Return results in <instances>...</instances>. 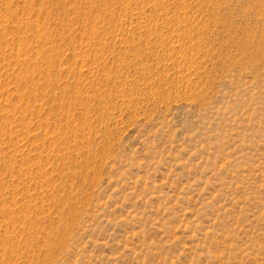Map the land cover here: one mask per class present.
<instances>
[{"label": "rangeland", "instance_id": "374dc122", "mask_svg": "<svg viewBox=\"0 0 264 264\" xmlns=\"http://www.w3.org/2000/svg\"><path fill=\"white\" fill-rule=\"evenodd\" d=\"M0 32V264H264V0H0Z\"/></svg>", "mask_w": 264, "mask_h": 264}, {"label": "bare ground", "instance_id": "6f19581e", "mask_svg": "<svg viewBox=\"0 0 264 264\" xmlns=\"http://www.w3.org/2000/svg\"><path fill=\"white\" fill-rule=\"evenodd\" d=\"M262 1V0H261ZM257 2H258V0H257ZM4 3V2H3ZM259 4V3H258ZM169 6V5H168ZM6 7V6H5ZM187 9V8H186ZM7 13V12H6ZM9 13V12H8ZM2 14V13H1ZM8 18V17H7ZM2 21L1 22H5V20L2 18L1 19ZM191 20V19H190ZM189 22V21H188ZM5 27V26H4ZM171 28V27H170ZM6 30V29H5ZM7 32V31H6ZM173 33V32H172ZM2 45L3 44H1V32H0V50L2 49L3 50V48H2ZM245 48V47H244ZM171 49V48H170ZM260 50V49H259ZM3 53V52H2ZM168 53H170L169 52V50L168 51H166V54H168ZM264 53V52H263ZM0 54H1V52H0ZM5 55V54H4ZM21 57V56H20ZM20 57H18V59H20ZM20 61V60H19ZM1 62V61H0ZM9 66V65H8ZM3 136V135H2ZM2 140V139H1ZM5 142V141H4ZM2 194V193H1ZM3 195V194H2ZM4 196V195H3ZM3 196H1V197H3ZM14 199V198H13ZM5 200V199H4ZM14 202V201H13ZM0 203H1V201H0ZM2 204H3V202H2ZM8 204V203H7ZM14 204V203H13ZM1 205V204H0ZM16 205H18V204H16ZM15 205V206H16ZM2 206V205H1ZM6 206V204L4 205V207ZM9 207H11V205L9 206ZM1 209H4V208H1ZM6 209H7V207H6ZM5 209V210H6ZM11 209V208H10ZM7 211H9V208H8V210ZM21 211V210H20ZM3 212V211H2ZM11 212V211H10ZM16 212V211H15ZM4 213V212H3ZM12 214H13V212H12ZM15 214V213H14ZM3 215V214H2ZM5 215H7V216H11V214L10 215H8L7 213L5 214ZM1 216V215H0ZM12 216H15V215H12ZM17 217H16V219L18 218V215H16ZM1 218V217H0ZM5 218V217H4ZM20 218V217H19ZM27 218V217H26ZM13 219V218H12ZM2 220V219H1ZM8 220V219H7ZM14 220H15V218H14ZM26 220V219H25ZM3 221H4V219H3ZM6 221V220H5ZM8 221H10V220H8ZM16 221H18V220H16ZM15 221V222H16ZM20 221V220H19ZM1 222V221H0ZM23 222V221H22ZM2 223V222H1ZM11 223V222H10ZM20 223V222H19ZM4 224V223H3ZM13 224H14V222H13ZM17 225V224H16ZM4 225H2V227H3ZM9 226L10 225H8V227L7 228H9ZM15 225H13V227H14ZM0 227H1V224H0ZM1 227V228H2ZM6 227V226H5ZM12 226H11V228H13ZM27 228V227H26ZM30 229V228H29ZM5 230H7V229H5ZM4 230V231H5ZM15 230V229H14ZM23 230V229H22ZM8 231V230H7ZM6 232V231H5ZM13 232V231H12ZM27 232V231H26ZM10 233V232H9ZM14 233V232H13ZM18 233V232H17ZM25 232H23V234H24ZM15 234V233H14ZM26 234V233H25ZM30 234V233H29ZM12 235V234H11ZM2 237V236H1ZM10 240V239H9ZM21 240V239H20ZM29 240V239H28ZM19 241V240H18ZM1 242H3L2 240H0V243ZM5 242V241H4ZM25 242V241H24ZM3 244V243H2ZM4 245V244H3ZM2 245V246H3ZM39 248V247H38ZM22 249V248H21ZM14 251V250H13ZM2 253V252H1ZM6 253V252H5ZM4 253V254H5ZM2 255V254H1ZM30 258V257H29ZM27 259V258H26ZM5 261V260H4Z\"/></svg>", "mask_w": 264, "mask_h": 264}]
</instances>
